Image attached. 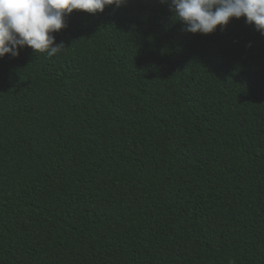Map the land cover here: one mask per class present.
<instances>
[{
	"label": "trees",
	"instance_id": "trees-1",
	"mask_svg": "<svg viewBox=\"0 0 264 264\" xmlns=\"http://www.w3.org/2000/svg\"><path fill=\"white\" fill-rule=\"evenodd\" d=\"M66 20L0 58V264H264V35L160 0Z\"/></svg>",
	"mask_w": 264,
	"mask_h": 264
},
{
	"label": "clouds",
	"instance_id": "clouds-1",
	"mask_svg": "<svg viewBox=\"0 0 264 264\" xmlns=\"http://www.w3.org/2000/svg\"><path fill=\"white\" fill-rule=\"evenodd\" d=\"M128 0H0V58L19 55L29 47L49 58L66 46L57 43L54 33L67 27L66 17L73 10L103 12L118 9ZM166 4L171 19L183 25L182 31L211 34L217 26L223 30L231 19L245 18L264 35V0H160ZM228 264H234L229 260Z\"/></svg>",
	"mask_w": 264,
	"mask_h": 264
}]
</instances>
